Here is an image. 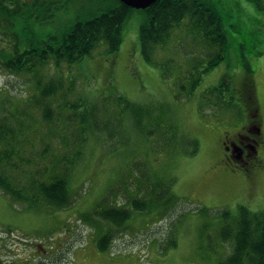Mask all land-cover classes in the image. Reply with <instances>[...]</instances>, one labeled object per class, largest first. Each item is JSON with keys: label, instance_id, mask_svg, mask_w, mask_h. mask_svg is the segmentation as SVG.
<instances>
[{"label": "rangeland", "instance_id": "374dc122", "mask_svg": "<svg viewBox=\"0 0 264 264\" xmlns=\"http://www.w3.org/2000/svg\"><path fill=\"white\" fill-rule=\"evenodd\" d=\"M202 1L220 16L228 45L225 57L202 74L189 97L176 96L175 82L187 81L186 76L195 64L194 57H203L206 52L203 43L198 35L194 38L189 32L185 19L168 42L156 49L157 64L145 61L139 37L143 9L130 10L115 53L107 52L105 44H101L78 62L63 63L58 70L51 65L45 71L50 75L57 70L67 81L75 80L69 100L79 95L92 99L121 94L131 101L161 104L162 110L155 108V111H160L167 125L175 126V135L196 138L197 152L188 154L190 145L167 146L166 142L171 140L168 136L146 138L127 121L125 140L119 137L109 140L103 133L88 138L84 154L69 177V187L76 195L70 207L31 209L14 202L0 190V234H30L37 240L48 238L56 247H62L71 264H217L230 252L231 244L222 242L218 235V210L228 208L234 213L240 204L252 211L264 210V153L261 163L237 174L225 171L220 161L221 134L231 130L244 113V106L238 104L243 99L240 90L246 77L251 78L264 119V9L251 0ZM111 5L113 0H48L30 15L19 16V40L22 39L19 48L29 43L33 32L40 37L59 34L68 29L75 16L88 17ZM159 64L170 71L167 77L162 75ZM28 76L13 75L0 67V92L5 91L8 99L27 105V99L34 93V84ZM224 77L234 88L238 104L228 109L206 105L202 111L199 103L203 93ZM62 101L57 96L53 104ZM67 112L63 110V114ZM28 119L36 128L39 111L31 109ZM161 127L165 129L164 125ZM262 129L264 133V121ZM142 171L152 180L145 185L157 181L166 186L171 182V194L178 201H173L171 210L163 216L166 198L161 199L157 210H134L124 228H115L113 245L107 251H99L95 238L110 225L105 221L87 222L82 214L106 195L111 186L118 191L112 197L108 194L110 203L126 205V197L133 195L134 187L138 192L144 186L141 177L147 174ZM126 184L128 190L124 189ZM205 208L208 210L204 211ZM170 241L175 244H168Z\"/></svg>", "mask_w": 264, "mask_h": 264}, {"label": "trees", "instance_id": "16d2710c", "mask_svg": "<svg viewBox=\"0 0 264 264\" xmlns=\"http://www.w3.org/2000/svg\"><path fill=\"white\" fill-rule=\"evenodd\" d=\"M113 1L114 5L88 17L75 16L68 29L59 34L40 37L33 32L29 43L19 48V42H22L19 40V16L30 15L48 0H0V24L3 26L0 31V67L13 75H29L34 84V93L25 106L18 100L8 99L5 91L0 92V190L14 202L31 209L70 207L76 195L69 187V177L84 154L88 138L103 133L109 140L116 137L125 140L127 121L146 138L168 136L171 140L166 142L167 146L190 145L188 154H195L198 150L196 138L175 135V126L167 125L168 121L161 118V104L139 103L121 94L92 99L79 95L73 100L68 99L73 94L75 80L67 81L57 72L61 64L78 62L101 44H105L111 54L119 49L121 28L133 8L120 0ZM251 1L264 9V0ZM143 10L139 37L145 61L157 64L154 60L156 49L168 42L185 19L189 32L194 38L198 35L203 43L206 52L201 55L203 57H194L195 64L186 76L187 81L175 82L176 96L180 99L189 97L202 74L226 55L228 42L220 16L202 0H157ZM51 65L57 70L48 75L45 71ZM159 66L162 75L167 77L170 71L164 64ZM242 88L253 91L250 77L244 78ZM233 90L229 79L224 77L218 85L203 93L199 108L204 111L206 105L212 104L224 109L236 106ZM57 96L63 99V103L54 105L53 99ZM31 109L40 113L36 128L28 119ZM63 110L68 112L63 114ZM39 127H45V132ZM39 131L41 135L37 137ZM178 137L183 139L180 141ZM142 172L147 174H143L145 178L141 177L144 186L140 189L138 186V192L134 187L133 195L126 197V205L110 203L109 197L118 191L111 186L106 195L82 214L87 222L105 221L110 225L99 231L100 235L95 238L99 251H107L113 245L115 228H124L134 210H157L161 199L166 198L163 216L165 211L171 210L173 201H178L171 194V182L166 186L157 181H153L154 185H145L152 180L147 172ZM124 189H129L127 184ZM216 215L220 221L218 235L221 241L231 244L230 252L217 264H264V210L252 211L240 204L234 213L221 208ZM169 243L175 244L174 241Z\"/></svg>", "mask_w": 264, "mask_h": 264}, {"label": "flooded vegetation", "instance_id": "af4514ba", "mask_svg": "<svg viewBox=\"0 0 264 264\" xmlns=\"http://www.w3.org/2000/svg\"><path fill=\"white\" fill-rule=\"evenodd\" d=\"M241 94L243 99L237 104L244 106V113L231 130H224L221 134L220 161L225 171L231 174L247 171L261 163L264 153V119L259 102L251 89L244 88ZM248 177L251 178L250 173ZM29 235L0 234V264H71L62 247H56L48 238L37 240Z\"/></svg>", "mask_w": 264, "mask_h": 264}, {"label": "water", "instance_id": "95a60500", "mask_svg": "<svg viewBox=\"0 0 264 264\" xmlns=\"http://www.w3.org/2000/svg\"><path fill=\"white\" fill-rule=\"evenodd\" d=\"M124 4L137 9H145L157 0H120Z\"/></svg>", "mask_w": 264, "mask_h": 264}]
</instances>
